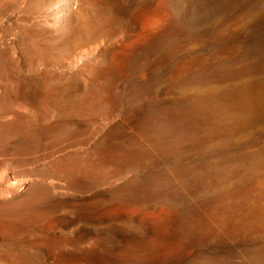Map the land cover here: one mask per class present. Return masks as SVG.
<instances>
[{"label":"rangeland","instance_id":"1","mask_svg":"<svg viewBox=\"0 0 264 264\" xmlns=\"http://www.w3.org/2000/svg\"><path fill=\"white\" fill-rule=\"evenodd\" d=\"M85 5L0 0V264H264V0Z\"/></svg>","mask_w":264,"mask_h":264},{"label":"bare ground","instance_id":"2","mask_svg":"<svg viewBox=\"0 0 264 264\" xmlns=\"http://www.w3.org/2000/svg\"><path fill=\"white\" fill-rule=\"evenodd\" d=\"M74 1V0H73ZM77 3H78V6H77V9H74L73 11H68L65 10V12H63L61 15V35H65L66 37L70 36L69 37V40L73 39V38H76V37H72L74 36L75 34H78L79 33H86L88 36H93L96 32H97V28L94 27L95 25L93 24V21L94 19L92 18L93 15L92 14H89L88 11H90L91 7H88V6H84V1H88L89 2V5L93 6L95 5L96 1L98 0H75ZM104 1V0H103ZM153 1H157V0H153ZM99 3V2H97ZM69 4V3H68ZM111 5H108V6H103V8L108 11L111 10ZM66 9V8H65ZM72 10V9H71ZM101 15V13H99ZM59 16V15H58ZM79 21V24H78V27H74L72 25V21ZM57 22V21H56ZM144 20L142 18V16L140 15V17H137V20H136V16H135V23H136V26L137 27H140V29L143 31V23ZM94 25V26H93ZM85 29V30H84ZM58 33V32H57ZM144 33H141L140 35H142ZM87 38V37H86ZM68 40V39H66ZM82 40V39H81ZM72 41V40H71ZM69 42V41H67ZM71 43V42H70ZM259 47H260V51H259V54L261 55H264V44H259ZM119 49L118 46H115V48L111 49L112 52H115ZM255 52V51H253ZM117 66H119L118 64H116ZM248 85H246L245 87H248ZM244 87V88H245ZM238 90H242V89H237L235 91H238ZM245 91V89H244ZM233 98L235 100V103L237 100H240L241 99V96L233 93ZM261 115H259V117L257 119H255L254 122H257L260 118H262V116L260 117Z\"/></svg>","mask_w":264,"mask_h":264}]
</instances>
